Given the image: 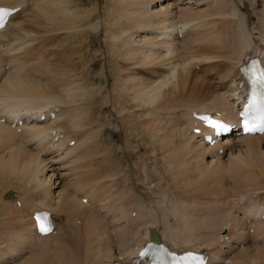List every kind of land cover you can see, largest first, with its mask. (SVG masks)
<instances>
[{"label":"bare ground","instance_id":"obj_1","mask_svg":"<svg viewBox=\"0 0 264 264\" xmlns=\"http://www.w3.org/2000/svg\"><path fill=\"white\" fill-rule=\"evenodd\" d=\"M85 3L0 0L17 9L0 28V264H264V134L237 133L264 0ZM203 111L230 134L194 133Z\"/></svg>","mask_w":264,"mask_h":264},{"label":"snow or ice","instance_id":"obj_2","mask_svg":"<svg viewBox=\"0 0 264 264\" xmlns=\"http://www.w3.org/2000/svg\"><path fill=\"white\" fill-rule=\"evenodd\" d=\"M9 14V10L8 9H3L0 8V26H2V21L4 20V18ZM261 81L264 82V73L261 74L260 77ZM209 124L215 126L216 122L215 121H208ZM37 221H38V227L39 230L41 232L47 233L48 231H50V228L45 224L44 219L41 217H37Z\"/></svg>","mask_w":264,"mask_h":264},{"label":"rangeland","instance_id":"obj_3","mask_svg":"<svg viewBox=\"0 0 264 264\" xmlns=\"http://www.w3.org/2000/svg\"><path fill=\"white\" fill-rule=\"evenodd\" d=\"M84 1L86 2V3H85L86 6H90L91 1H93V0H91V1H90V0H84ZM104 1H105V0H102V2H104ZM99 2H100V1H99ZM91 43H93V45L96 44L95 40H93V42H92V39H91ZM96 69H98V68H96ZM110 132H114L113 129H111ZM108 136H109V135H108ZM106 137H107V135H106ZM117 138L120 139V138L118 137V135H117ZM99 155H101V151H100ZM256 156H257V155H256ZM256 156L254 157L255 160H259V158H260L261 163L264 164V158H262V157H264V155H261L262 157H260V155H258V156H257V159H256ZM260 161H256V163H258V162H260Z\"/></svg>","mask_w":264,"mask_h":264},{"label":"water","instance_id":"obj_4","mask_svg":"<svg viewBox=\"0 0 264 264\" xmlns=\"http://www.w3.org/2000/svg\"><path fill=\"white\" fill-rule=\"evenodd\" d=\"M152 234H154V232L152 231Z\"/></svg>","mask_w":264,"mask_h":264}]
</instances>
